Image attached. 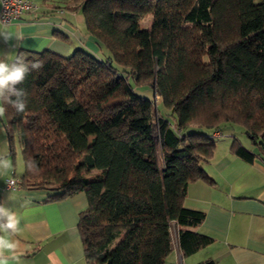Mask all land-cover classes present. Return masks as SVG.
<instances>
[{
	"label": "trees",
	"instance_id": "1",
	"mask_svg": "<svg viewBox=\"0 0 264 264\" xmlns=\"http://www.w3.org/2000/svg\"><path fill=\"white\" fill-rule=\"evenodd\" d=\"M66 6L82 13L106 55L18 51L13 63L27 64L28 74L15 88L27 108L0 100L10 152L14 135L21 143L19 186L44 190L47 201L85 194L78 230L86 264H164L173 229L193 253L211 239L194 229L204 212L184 197L191 181L208 178L213 134L237 124L257 152L235 138L233 152L264 157V0ZM147 14L149 27H139ZM37 59L39 69L29 64ZM133 86L151 88L155 102Z\"/></svg>",
	"mask_w": 264,
	"mask_h": 264
},
{
	"label": "crops",
	"instance_id": "2",
	"mask_svg": "<svg viewBox=\"0 0 264 264\" xmlns=\"http://www.w3.org/2000/svg\"><path fill=\"white\" fill-rule=\"evenodd\" d=\"M30 1L38 5L36 10L9 24L0 22V59L13 63L21 49H49L68 55L84 48L100 57L106 55L99 42L86 32L82 13L69 9L67 0ZM3 128L0 119V237L14 247L0 245V261L86 264L78 230L79 213L86 206L85 194L76 192L47 201L44 190L19 185L7 188L5 180L15 176L16 167L9 160ZM248 148L257 152V148ZM203 168L208 178L187 185L184 204L204 212L194 229L211 240L185 254L173 229L172 249L164 264H196L208 259L215 264H264V157L256 155L247 161L233 152L229 139L220 140ZM10 218L19 221L15 230L6 227Z\"/></svg>",
	"mask_w": 264,
	"mask_h": 264
},
{
	"label": "clouds",
	"instance_id": "3",
	"mask_svg": "<svg viewBox=\"0 0 264 264\" xmlns=\"http://www.w3.org/2000/svg\"><path fill=\"white\" fill-rule=\"evenodd\" d=\"M18 39H22L19 35H17ZM29 64L33 68L39 69L43 65V61L37 59L35 63L29 61ZM28 74V65L27 64H16L9 63L7 59H0V99L3 101L10 103L12 107L18 113H22L27 108V100L21 99L22 96H25L26 93L23 89H16L15 85L21 84L27 77ZM5 90L10 91L14 96H16L15 100H12L8 97H5ZM4 107L0 106V116L4 114ZM18 220L13 221V219H9V223L6 225L8 229L15 230ZM0 245L7 247L9 249L13 248L14 245L10 242H6L3 237H0ZM0 264H4L3 261H0Z\"/></svg>",
	"mask_w": 264,
	"mask_h": 264
},
{
	"label": "rangeland",
	"instance_id": "4",
	"mask_svg": "<svg viewBox=\"0 0 264 264\" xmlns=\"http://www.w3.org/2000/svg\"><path fill=\"white\" fill-rule=\"evenodd\" d=\"M150 22H151V15L147 14L137 21V25L141 28L149 27ZM133 90L142 97L152 98L154 102L156 100L151 88L133 86ZM0 106H2L1 100H0ZM158 107L161 109L162 108L161 104H158ZM0 119L2 120L4 124V121H3L4 117L2 116V118L0 117ZM196 129L203 130L202 128H196ZM3 131H4L6 142H8L5 127L3 128ZM234 138L237 140V142H239L242 146L246 147L247 149H249L248 148L249 146H252L253 148H257V145L252 143V141L247 136L245 131L242 130L241 126L237 124L227 125L226 127H224L222 129V134L214 137V141H215V144L220 142V140H227V139H229L232 142ZM7 144H8V149H9L8 152L10 153L9 160L10 162H12V164L15 163L14 166L16 167L14 178L19 179L20 178L19 176H21L24 171V164H23L24 162H23V158L21 154V143H20L18 136L17 135L13 136L12 152H10L9 142ZM94 172H92L91 175L94 174Z\"/></svg>",
	"mask_w": 264,
	"mask_h": 264
},
{
	"label": "built area",
	"instance_id": "5",
	"mask_svg": "<svg viewBox=\"0 0 264 264\" xmlns=\"http://www.w3.org/2000/svg\"><path fill=\"white\" fill-rule=\"evenodd\" d=\"M38 5L30 0H0V22L9 24L26 12L36 10ZM19 180L13 176L5 180L7 188L16 189Z\"/></svg>",
	"mask_w": 264,
	"mask_h": 264
},
{
	"label": "water",
	"instance_id": "6",
	"mask_svg": "<svg viewBox=\"0 0 264 264\" xmlns=\"http://www.w3.org/2000/svg\"><path fill=\"white\" fill-rule=\"evenodd\" d=\"M155 96V95H154Z\"/></svg>",
	"mask_w": 264,
	"mask_h": 264
}]
</instances>
